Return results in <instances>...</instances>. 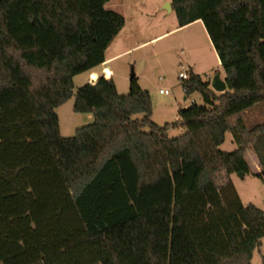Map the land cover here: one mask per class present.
Masks as SVG:
<instances>
[{
    "label": "trees",
    "instance_id": "1",
    "mask_svg": "<svg viewBox=\"0 0 264 264\" xmlns=\"http://www.w3.org/2000/svg\"><path fill=\"white\" fill-rule=\"evenodd\" d=\"M107 1L0 0V264H251L264 212L228 175L252 150L264 183V123L241 115L264 101V0H171L179 26L202 21L226 89L189 71L204 104L162 125L135 75L126 94L102 75L73 93L125 23ZM72 96L93 121L65 137L55 108Z\"/></svg>",
    "mask_w": 264,
    "mask_h": 264
},
{
    "label": "rangeland",
    "instance_id": "2",
    "mask_svg": "<svg viewBox=\"0 0 264 264\" xmlns=\"http://www.w3.org/2000/svg\"><path fill=\"white\" fill-rule=\"evenodd\" d=\"M115 3H117L116 0ZM155 7L156 10H154ZM155 7H153L154 14L151 19L152 23L156 20V25H152L151 31L141 30L136 33L135 30H132L131 32L135 31L136 33L134 36L123 37L119 44L112 43L106 49L104 56L108 58L106 65L113 72L112 81L117 83V91L120 94L128 92L131 72L135 77H140L139 85L148 90L151 97L153 108L151 119L162 125L175 120L176 103L178 107H184L193 99L199 105L204 104L198 92L191 93L186 100L183 99L185 94L178 78V71L182 67H188L189 58H194L199 69L207 72V74H201L203 81H211L216 72L221 75L224 72L206 31L176 29L177 19L174 11H168L167 8L159 9L158 3ZM158 35L161 36L157 37ZM146 39L148 40L147 44L140 45ZM91 70L100 75L101 66ZM91 70L80 71L74 75L73 93L81 85L90 81ZM159 88H169L171 94L161 95L158 92ZM6 98H8L7 93L1 91L0 102ZM73 105L74 96L55 108L59 119L60 134L65 137L74 135L76 128L93 121L92 115L87 117V114L75 112ZM241 115L244 125L248 128L256 124H263L264 101L248 108ZM183 132L184 130L181 128H173L169 130L168 135L175 137ZM236 148L237 144L233 141L231 132L227 131L219 149L231 152ZM254 155L253 151L246 154L252 172L243 173V176L239 173H231L229 179L243 204L252 203L264 212V183L253 172L256 169V165L252 162ZM223 180L224 176L221 175L218 183H223ZM251 264H264V236L261 238L259 247L253 251Z\"/></svg>",
    "mask_w": 264,
    "mask_h": 264
},
{
    "label": "crops",
    "instance_id": "3",
    "mask_svg": "<svg viewBox=\"0 0 264 264\" xmlns=\"http://www.w3.org/2000/svg\"><path fill=\"white\" fill-rule=\"evenodd\" d=\"M116 1H117V3H115V0L107 1L105 3V5H104L105 9L113 10V11H116V12L120 13L121 15H123L125 23H124L123 27L121 28V30L117 33V35L112 39V41L107 46V48L112 43H117V44L121 43L122 42V38L125 37V36H131L132 37L136 33H139L141 30L142 31H151V29L153 27L152 25H156V20L152 23V19H151L152 14H154V10H156V7H155L156 3H158V8L159 9L167 8L168 11L173 10L172 7H171V0H116ZM153 7H155L154 10H153ZM176 29H179V30L189 29L190 31H192V30L193 31H195V30L206 31L201 20H195V21H193V22H191V23H189L187 25H184V26H179L178 23H177L176 24ZM132 30H135L136 33H135V31L131 32ZM159 36H161V35H158L157 37H159ZM147 42H148V40L146 39L145 41L141 42L140 45L147 44ZM107 60H108V58H106V56H105V65H104V62L102 64L98 65V66H101L100 75L97 74L95 71H92L90 69L91 70V72L89 74L90 79L94 75L96 76V78L101 76L103 74V72H104V69H105V71H111L112 72V70L109 67H107V65H106ZM219 63H220V60H219ZM179 64H182V62H179ZM96 67H94V68H96ZM186 68H187L188 72L192 71V72L198 74L200 77H201V74H203V73L207 74L206 71H204L202 69H199L200 67L198 66V63H197V61L194 58H189L188 67H186ZM219 74H220L221 78L224 77V74L223 75H221V73H219ZM113 77H114V75H113V72H112V80H113ZM137 81L138 82L140 81V77L139 76H137ZM207 82L209 83L210 81H207ZM115 86H116V89H117V87H118L117 83H115ZM209 87H210V84H209ZM141 88H143V87L141 86ZM183 92H184V90H183ZM170 94H171V89H170ZM170 94H167V95H170ZM161 95H166V94H161ZM183 99L186 100V97L184 96ZM191 102L196 103L195 100H193V99L191 100ZM190 103H187L186 105H184V107L189 105ZM176 106L177 107H175L176 108L175 120L178 118L179 109L182 108V107H178L177 103H176ZM87 115H88L87 117L91 116V114H87ZM250 151H252V150H249L247 152H250ZM245 158H246V160H247V162L249 164L250 172H252L250 163H249L246 155H245ZM252 162H254V164L256 165V169L253 172L254 173L259 172L261 169H260L259 160H258L256 154L254 156H252ZM228 177H230V175H228Z\"/></svg>",
    "mask_w": 264,
    "mask_h": 264
},
{
    "label": "water",
    "instance_id": "4",
    "mask_svg": "<svg viewBox=\"0 0 264 264\" xmlns=\"http://www.w3.org/2000/svg\"><path fill=\"white\" fill-rule=\"evenodd\" d=\"M134 73L131 72L130 77H133ZM96 76H92L90 79V83L94 82L96 80ZM211 89H213L216 92H223L226 89V83L223 78L220 77V74L216 72L211 81L209 82ZM241 176H243L242 172H239Z\"/></svg>",
    "mask_w": 264,
    "mask_h": 264
},
{
    "label": "built area",
    "instance_id": "5",
    "mask_svg": "<svg viewBox=\"0 0 264 264\" xmlns=\"http://www.w3.org/2000/svg\"><path fill=\"white\" fill-rule=\"evenodd\" d=\"M102 76L105 78V79H112V72L111 71H105L104 69V72L102 74ZM189 76V72L187 70H185V68L182 67L181 70L178 71V78L179 79H187ZM158 92L160 94H170V89L168 88H160L158 90Z\"/></svg>",
    "mask_w": 264,
    "mask_h": 264
}]
</instances>
